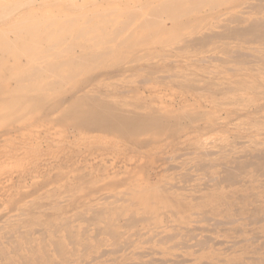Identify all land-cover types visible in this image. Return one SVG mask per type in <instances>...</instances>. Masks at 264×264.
Wrapping results in <instances>:
<instances>
[{
  "label": "rangeland",
  "instance_id": "374dc122",
  "mask_svg": "<svg viewBox=\"0 0 264 264\" xmlns=\"http://www.w3.org/2000/svg\"><path fill=\"white\" fill-rule=\"evenodd\" d=\"M173 2L0 0V264H264V0Z\"/></svg>",
  "mask_w": 264,
  "mask_h": 264
},
{
  "label": "bare ground",
  "instance_id": "6f19581e",
  "mask_svg": "<svg viewBox=\"0 0 264 264\" xmlns=\"http://www.w3.org/2000/svg\"><path fill=\"white\" fill-rule=\"evenodd\" d=\"M26 1V0H25ZM174 2V6L172 7V8H170V10H172V12H171V21H172V23H174V25L175 26H177V27H180L182 24H180V22H179V17H181L183 14H185V13H187L188 12V10L190 11V9H191V7L193 8L194 6H196V5H199V4H202L205 0H188L189 1V6H190V9H188V8H181V7H179L176 3H179L180 1H178V0H173ZM222 1V0H221ZM244 1V0H243ZM261 1V0H260ZM15 2V1H14ZM14 2H13V4H14ZM10 3V2H9ZM60 3V2H59ZM128 3V2H127ZM130 3V2H129ZM211 4V3H210ZM3 5V4H2ZM1 5V6H2ZM7 5H9L8 3H7ZM16 5V4H15ZM18 5V4H17ZM50 5V4H49ZM168 5H170V3H168L167 4V6ZM214 5V4H213ZM248 5V4H247ZM263 5V4H262ZM262 5H261V7H262ZM141 6V5H140ZM139 6V7H140ZM260 6V5H259ZM4 7H5V5H4ZM40 7V6H39ZM166 6L165 5H162V6H157L156 8H153L152 10H151V14H152V16H154V15H157V13H159L163 8H165ZM3 8V7H2ZM211 8V7H210ZM139 9V8H138ZM245 9V8H244ZM8 9H6L5 11H6V13L8 12L7 11ZM112 10V9H111ZM114 11V10H113ZM3 12V11H2ZM110 12V11H109ZM112 12V11H111ZM5 13V12H4ZM3 13V14H4ZM81 15V14H80ZM133 15H135V14H133ZM10 15L8 14V15H5L4 16V20H5V18H7V17H9ZM131 16V15H130ZM250 16H252V15H250ZM1 18H3V17H1ZM8 19V18H7ZM56 20H57V18H55ZM72 19V18H71ZM44 20V19H43ZM1 22L3 21V19L2 20H0ZM7 21V20H6ZM66 21V20H65ZM75 21L76 20H67L66 22H64L63 24H61V25H67V27H69V28H73L74 27V23H75ZM190 21V20H189ZM4 22V21H3ZM1 24V23H0ZM3 24V23H2ZM51 24L53 25V24H56V21H52L51 22ZM178 24V25H177ZM7 26H6V28L5 29H3V30H1L0 31V51H3V49H4V51H5V49H7V51H8V48H13L14 47V45L17 43H15L14 44V40L13 41H11L9 38H8V36H7V32H9V31H12L13 33H14V36H15V38L16 39H22V38H26L25 40H26V42H25V44L23 45V46H21V52L22 53H25V54H28V55H31V50H32V47H35L36 45H38L39 44V37L37 36V32H38V30L39 29H41L42 28V21H40L38 18H36L35 16H32V15H26V16H23V18L21 19V20H19V21H17V22H13V23H8V24H6ZM128 26V25H127ZM1 28V27H0ZM125 28V27H124ZM237 28V27H236ZM247 28V29H246ZM246 28H245V26L244 27H241V29H245L246 30V32L248 31V32H254V31H258L259 32V34H260V32H261V34H264V18H259V19H255V20H253L252 21V19H251V23H249V25L248 26H246ZM221 35H222V33H220ZM244 34H246V33H244ZM248 34V33H247ZM218 35V34H217ZM238 35H242V33L241 34H238ZM253 35H255L254 33H253ZM212 36V35H211ZM225 36V35H224ZM227 36H229V35H227ZM244 36V35H243ZM264 36V35H263ZM45 37L47 38H49V39H51L52 41H51V45L50 46H48V48L50 49V47H52V46H54V43H55V41H54V39H55V34L53 33V32H49V33H47L46 35H45ZM206 37H209V36H206ZM218 37H219V35H218ZM234 37V36H233ZM261 37V36H260ZM154 38V37H153ZM201 38V37H200ZM221 38V37H220ZM232 38V37H231ZM98 41H102V40H104V36L102 35V36H99L98 38ZM151 39V38H150ZM197 39H199V38H197ZM205 41V40H204ZM196 43V42H195ZM199 43V42H198ZM21 44V43H20ZM20 44H19V46H20ZM197 44V43H196ZM17 45V44H16ZM19 48V47H18ZM17 50V49H16ZM17 51H19V50H17ZM46 53V52H45ZM50 56V55H49ZM49 56H45V57H49ZM98 56V55H97ZM50 57H52V56H50ZM91 57H94V56H91ZM55 58V57H54ZM48 73H54V74H59L60 72H61V70H60V64H59V62H57V61H55V60H49L48 61V71H47ZM44 74H45V72H38V71H36V70H30L29 72H28V75H30V76H32V77H34V76H39V77H44ZM119 118V117H118ZM117 119V118H116ZM133 119V120H132ZM131 120V126L130 127H133L135 130H136V128L137 127H139V126H141V123L138 121V119H134V118H132ZM129 127V129L128 130H130L131 128ZM136 127V128H135ZM134 129H131L132 130V132H133V130ZM130 130V131H131ZM134 133V132H133ZM254 155V154H253ZM252 155V156H253ZM256 156H258V155H256ZM259 156H260V154H259ZM258 156V157H259ZM255 157V156H254ZM263 159V158H262ZM249 161H251V160H249ZM252 163V162H251ZM205 164V163H204ZM203 164V165H204ZM262 164H264V163H262ZM261 164V165H262ZM207 165V164H206ZM224 165V164H223ZM231 165V164H230ZM257 165V164H256ZM245 166V165H244ZM247 166V165H246ZM195 167V166H194ZM200 167H202V166H200ZM227 167V166H226ZM206 170V169H205ZM256 170H258V169H256ZM231 174V173H230ZM236 176H237V174H235ZM239 176V175H238ZM207 177V176H206ZM205 177V178H206ZM230 177V176H229ZM185 178V177H184ZM191 178V177H190ZM225 178V177H224ZM223 178V179H224ZM221 179H222V177H221ZM234 179V178H233ZM240 180V179H239ZM182 181V180H181ZM246 181H247V179H246ZM216 182H217V180H216ZM116 183V182H115ZM235 183H237V182H235ZM118 185V184H117ZM116 185V186H117ZM174 186H175V184H173ZM240 185V184H239ZM173 186V187H174ZM107 187V186H106ZM257 187V186H256ZM104 188V187H103ZM108 188V187H107ZM114 189H116V188H114ZM121 192V191H120ZM157 192V190L155 189V188H148V189H143V190H139V192L138 191H135L134 193H133V198L134 199H136L139 203H140V207L142 208L141 210H142V212H144V213H147V212H153V208H154V205H153V203H151L150 202V199L152 198V195L153 194H157L156 193ZM104 193H106V192H104ZM111 197V196H110ZM120 198V197H119ZM155 198V197H154ZM121 199V198H120ZM128 199H130V198H128ZM83 201V200H82ZM132 202V201H131ZM200 202V201H199ZM223 202V201H222ZM87 203V202H86ZM120 204V203H119ZM129 204H131V203H129ZM197 206H198V204H197ZM93 209V208H92ZM173 211V210H172ZM5 213V212H4ZM99 213H100V211H99ZM105 213H107V212H105ZM2 215V214H1ZM0 215V216H1ZM4 215V214H3ZM90 215V214H89ZM100 215V214H99ZM93 216V214L91 215V217ZM132 216H134V215H132ZM131 216V220H129V221H132V218L134 219V217H132ZM150 217V216H149ZM78 218H80V217H78ZM101 218H104L103 216L101 217ZM117 218V217H116ZM139 218V217H138ZM141 218H144V217H141ZM147 218V217H146ZM211 218V217H210ZM85 219V218H84ZM83 219V220H84ZM90 219H93V217L92 218H90ZM89 219V220H90ZM106 219H107V226H106V228L108 229L107 230V232L109 233V231L110 232H112L113 233V236H115L114 234H115V232H116V230H115V228H114V224L112 223V221L109 219V217L108 216H106ZM126 219H128V218H126ZM137 219V218H136ZM136 219H135V221L134 222H136ZM140 219V218H139ZM145 219V218H144ZM138 220V219H137ZM220 220V219H219ZM133 222V223H134ZM231 222H233L232 220H231ZM230 222V223H231ZM68 223L69 222H67V221H64V222H62L61 223V225L64 227V229H68V227H69V225H68ZM125 223V222H124ZM130 223V222H129ZM132 223V224H133ZM221 223V222H220ZM53 225L55 224V223H52ZM51 224V225H52ZM131 224V225H132ZM222 224V223H221ZM95 225V224H94ZM122 225H123V223H122ZM126 225V224H125ZM128 225V224H127ZM130 225V224H129ZM128 225V226H129ZM95 227L97 228V226L95 225ZM130 227V226H129ZM182 227V226H181ZM228 227V226H227ZM86 228V227H85ZM229 228V227H228ZM227 228V229H228ZM98 229V228H97ZM211 229V228H210ZM238 229V228H237ZM100 230V229H99ZM98 230V231H99ZM154 231V230H153ZM211 231V230H210ZM238 231H239V229H238ZM100 232V231H99ZM98 232V233H99ZM101 232H103V230L101 231ZM105 232V231H104ZM146 232V231H145ZM240 232V231H239ZM97 233V234H98ZM106 233V232H105ZM139 233V232H138ZM141 233V232H140ZM180 233V232H179ZM96 234V233H95ZM94 234V235H95ZM107 234V233H106ZM118 234H119V232H118ZM143 234V233H142ZM206 235V234H205ZM109 236H111L110 234H109ZM118 236V235H117ZM94 237V236H93ZM116 237V236H115ZM148 237V236H147ZM151 237H153V235L151 236ZM204 237V236H203ZM117 238V237H116ZM171 238V237H170ZM96 239V238H95ZM115 239V238H114ZM151 239V238H150ZM41 240V239H40ZM130 242V241H129ZM60 244V245H59ZM58 244V252H59V254L60 255H63V254H65V252H66V246L65 245H63L62 243H59ZM84 248V247H83ZM86 248V247H85ZM111 249V248H110ZM102 252V251H101ZM100 252V253H101ZM104 252V251H103ZM108 252H109V250H108ZM112 252V251H111ZM148 252V251H147ZM109 255V254H108ZM107 255V256H108ZM94 257V256H93ZM110 259V258H109Z\"/></svg>",
  "mask_w": 264,
  "mask_h": 264
}]
</instances>
